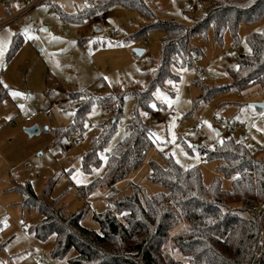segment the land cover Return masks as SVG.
<instances>
[{
    "label": "rangeland",
    "instance_id": "374dc122",
    "mask_svg": "<svg viewBox=\"0 0 264 264\" xmlns=\"http://www.w3.org/2000/svg\"><path fill=\"white\" fill-rule=\"evenodd\" d=\"M39 1L0 0V43L7 45L0 55V264H70L68 259L75 256L72 250L68 257L54 260V237L40 241L29 233L41 215L36 210H22L15 187L30 183L39 198L44 192L50 193L46 201H56L66 213L85 210L82 225L99 231L93 215L111 207L108 196L112 189L104 185L86 197L81 189L107 173V154L128 135L135 99L131 95L125 98L115 132L99 154L101 164L89 171L84 169V158L103 127L114 123L112 112L93 103L86 112L82 133L62 139L58 133L75 121L84 99L73 96L80 91L104 97L116 85L143 86L145 75L155 70L163 36L161 30L136 36L149 21L119 4L100 14L105 16V24L97 23V16L82 23H67L58 9L71 15L94 6L98 0ZM144 1L156 20H173L186 27L211 2ZM190 7L194 11H189ZM263 27L264 21L242 24L238 37L227 33L222 45L214 43L212 31L206 39L191 41L201 49L202 60L196 61V56L191 67L174 69L178 82H167L154 93V112L151 116L141 113L151 122L154 146L138 170L114 185L116 190L128 195L132 186H139L148 196L165 192L151 180L150 165L157 162L166 167V157L184 169L198 168L204 184H211L220 176L217 163L208 162L199 148H211L228 135L215 121L216 116L250 129L252 138L264 149V109L255 106L264 103V87L255 83L239 90L228 75L237 70L238 56L251 53L247 37ZM112 28L116 34L106 35L105 31ZM16 41L21 43L14 50ZM233 45L239 52H232ZM137 48L146 53L138 57L134 53ZM195 79L220 90L210 100H203L201 90L193 85ZM49 108L50 114L42 113ZM31 113L38 115L28 122L26 117ZM35 125L41 129L40 134L30 136L25 132ZM45 127L47 130H43ZM241 135L236 132L237 138ZM82 139L85 142L77 145L76 141ZM222 183L230 188L229 180L222 178ZM181 260L188 264L187 259Z\"/></svg>",
    "mask_w": 264,
    "mask_h": 264
},
{
    "label": "trees",
    "instance_id": "16d2710c",
    "mask_svg": "<svg viewBox=\"0 0 264 264\" xmlns=\"http://www.w3.org/2000/svg\"><path fill=\"white\" fill-rule=\"evenodd\" d=\"M116 4L139 12L149 21L136 36L152 30L163 32L155 70L145 75L143 86L116 85L104 97L80 91L73 96L84 99L75 121L58 133L60 139L82 133L86 112L93 103L112 112L114 123L103 127L84 158V169L89 171L101 164L99 154L115 132L125 98L134 97L128 135L107 154V173L81 189L86 197L108 185L112 189L108 196L111 207L94 213L99 231L90 230L82 225L85 210L66 213L56 201H46L50 193L44 192L39 198L27 183L15 187L20 206L23 211L36 210L41 215L29 233L40 241L54 237V260L64 259L74 250L75 256L68 259L70 264H186L181 259H187L188 264H264V149H248L236 133L228 134L211 148H199L208 162L217 163L220 176L209 185L204 184L198 168L184 169L166 157V167L157 162L150 165L151 180L165 192L148 196L139 186H132L127 195L114 187L144 164L154 146L151 122L145 121L141 113L151 116L156 90L167 82L177 83L179 76L174 69L191 67L196 56L202 54L191 41L206 39L210 31L215 44L222 45L227 33L236 39L242 24L264 21V0H211L192 19L190 27L173 20H156L144 0H98L75 14L58 12L64 22L82 23ZM247 42L251 53L238 56L237 70L228 74L239 90L255 83L264 87V27L261 32L251 33ZM20 43L16 41L14 50ZM193 85L206 101L220 90L199 79ZM222 178L230 181L229 189L223 187Z\"/></svg>",
    "mask_w": 264,
    "mask_h": 264
},
{
    "label": "built area",
    "instance_id": "2783aa9c",
    "mask_svg": "<svg viewBox=\"0 0 264 264\" xmlns=\"http://www.w3.org/2000/svg\"><path fill=\"white\" fill-rule=\"evenodd\" d=\"M27 1V0H26ZM44 0H40V2H42ZM4 5H6V2H4ZM38 3V4H39ZM189 11H194V8L193 7H190L189 8ZM95 21L97 23H102V24H105L106 23V18L105 16L103 15H98L96 18H95ZM105 34L106 35H114L116 34V30L114 28H112L111 30H106L105 31ZM231 50L233 53H237L239 52V49L236 48L234 45L231 46ZM202 60V56H198L196 58V61H201ZM43 114L45 115H48L51 113V108L49 109H46L44 112H42ZM37 113H32L30 116L26 117V121H32L34 118L37 117ZM203 121V120H202ZM202 121H200V123H202ZM215 121L220 125V127L227 133V134H232V133H236L237 131H240L242 133L241 135V138L243 141L246 142L247 146H248V149L250 150H258V149H263L261 147V145L255 141L253 138H252V135H251V130L250 129H246L243 125L240 126V125H237L235 123H232L231 121L229 120H226L224 117L222 116H216L215 117ZM85 141L84 139L82 140H77L76 141V144L77 145H80V144H83ZM35 173L38 174L39 173V168L38 166L36 165L35 168ZM261 208L263 209L264 208V204L261 206ZM40 261L39 260H36V263H39Z\"/></svg>",
    "mask_w": 264,
    "mask_h": 264
},
{
    "label": "water",
    "instance_id": "95a60500",
    "mask_svg": "<svg viewBox=\"0 0 264 264\" xmlns=\"http://www.w3.org/2000/svg\"><path fill=\"white\" fill-rule=\"evenodd\" d=\"M97 31H99L97 29ZM134 53L138 56V57H142L144 54H145V50L144 49H140V48H137V49H134ZM255 106L259 109H264V103H258V104H255ZM43 130H47V127H45ZM25 132L27 134H29L30 136H33V135H38L40 134L41 132V129L39 128V126L35 125L33 127H30V128H26L25 129ZM240 140H242V138H240Z\"/></svg>",
    "mask_w": 264,
    "mask_h": 264
},
{
    "label": "snow or ice",
    "instance_id": "6c2138e0",
    "mask_svg": "<svg viewBox=\"0 0 264 264\" xmlns=\"http://www.w3.org/2000/svg\"><path fill=\"white\" fill-rule=\"evenodd\" d=\"M25 35H27V30H26V32H25ZM29 38H31V37H29ZM6 47H7L6 44H4V43H0V55L3 54V51L6 50ZM12 95H18V93H12ZM157 95H159V93H157ZM177 162H178V161H177Z\"/></svg>",
    "mask_w": 264,
    "mask_h": 264
},
{
    "label": "crops",
    "instance_id": "0c3cea01",
    "mask_svg": "<svg viewBox=\"0 0 264 264\" xmlns=\"http://www.w3.org/2000/svg\"><path fill=\"white\" fill-rule=\"evenodd\" d=\"M94 22V21H93ZM98 29V28H97ZM96 29V30H97ZM99 31H97V32H101V30L100 29H98ZM146 53V52H145ZM32 114V113H31ZM30 116V115H29ZM28 117V116H27ZM0 139H1V134H0ZM13 184H14V186H16V183L15 182H13Z\"/></svg>",
    "mask_w": 264,
    "mask_h": 264
}]
</instances>
